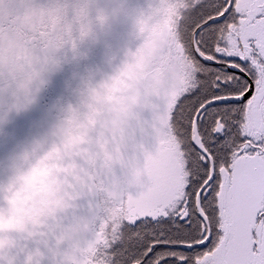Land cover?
<instances>
[{
	"label": "snow or ice",
	"instance_id": "6c2138e0",
	"mask_svg": "<svg viewBox=\"0 0 264 264\" xmlns=\"http://www.w3.org/2000/svg\"><path fill=\"white\" fill-rule=\"evenodd\" d=\"M0 264H264V0H0Z\"/></svg>",
	"mask_w": 264,
	"mask_h": 264
},
{
	"label": "rangeland",
	"instance_id": "374dc122",
	"mask_svg": "<svg viewBox=\"0 0 264 264\" xmlns=\"http://www.w3.org/2000/svg\"><path fill=\"white\" fill-rule=\"evenodd\" d=\"M103 54H104L103 52L100 53L101 56H103ZM16 120H17V117L15 115L10 117L9 122L4 126V131L5 132L11 131L15 127Z\"/></svg>",
	"mask_w": 264,
	"mask_h": 264
}]
</instances>
